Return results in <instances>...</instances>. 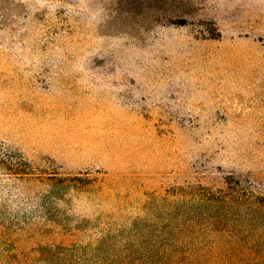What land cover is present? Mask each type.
<instances>
[{
	"label": "rangeland",
	"instance_id": "rangeland-1",
	"mask_svg": "<svg viewBox=\"0 0 264 264\" xmlns=\"http://www.w3.org/2000/svg\"><path fill=\"white\" fill-rule=\"evenodd\" d=\"M0 264H264V0H0Z\"/></svg>",
	"mask_w": 264,
	"mask_h": 264
}]
</instances>
